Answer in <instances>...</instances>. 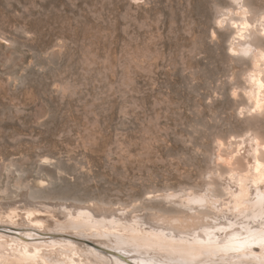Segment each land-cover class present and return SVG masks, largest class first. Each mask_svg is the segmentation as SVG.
<instances>
[{
    "label": "rangeland",
    "instance_id": "374dc122",
    "mask_svg": "<svg viewBox=\"0 0 264 264\" xmlns=\"http://www.w3.org/2000/svg\"><path fill=\"white\" fill-rule=\"evenodd\" d=\"M236 9L252 11L232 0H0V230L27 228V209L47 203L113 226L132 211L137 222L119 224L130 235L166 233L157 209L211 195L218 155L253 143L249 68L229 57L224 27ZM217 204L237 214L226 195ZM14 207L24 224L11 223Z\"/></svg>",
    "mask_w": 264,
    "mask_h": 264
},
{
    "label": "bare ground",
    "instance_id": "6f19581e",
    "mask_svg": "<svg viewBox=\"0 0 264 264\" xmlns=\"http://www.w3.org/2000/svg\"><path fill=\"white\" fill-rule=\"evenodd\" d=\"M232 2L235 5L241 2L242 7L252 9L249 15L240 14L241 11L236 9L232 17L222 19L226 20L224 27L228 34L229 57L246 63L249 68L245 73L244 88L250 103L242 116L245 114L247 124H251L250 120H259V123L261 119L264 121V10L260 11V8L245 0ZM254 122L251 124L253 143L250 150L241 153L231 140V154L218 155L217 175L213 177L211 174L208 180L211 195L201 194L198 204L181 201L178 205L157 209L159 212L155 220L171 231L130 235L119 224L137 222L131 219L137 215L132 211L126 210L118 217L113 216L116 224L113 226L102 222L104 219L89 221L83 214L82 217H75L74 212L66 211L68 206L65 204L60 205L64 209H54L51 204L39 203L32 211L24 209L26 220L30 222L25 225L27 228L14 225L10 227L11 232L0 230V264H107L108 259L110 264H263L264 247L261 251L258 247L264 245V219H261L264 213H260L261 220L255 216L256 222L254 220L252 224V220L248 219L251 212H264V122L262 128ZM223 143L222 140L218 141L220 147ZM226 173H229L230 184L223 186L217 183L221 180L217 176L223 177ZM232 184L236 187L232 188ZM40 192L39 189H32L28 194L34 198ZM223 195L232 199L237 214L217 211V203ZM195 198L197 196L192 199ZM15 208L9 211V218L12 224L19 226L24 223H21L22 219L16 222L12 220L18 216ZM251 216L253 218L254 214ZM122 220L125 223H121ZM217 226L222 227L217 229ZM57 228V232H47ZM73 230L89 240L75 238ZM46 234L52 238L51 243L45 237V240L41 239ZM109 243L113 244V249L107 248ZM101 244L107 247L103 248ZM119 250L137 253L131 254V257L137 258L136 263L128 262L127 253L122 251L121 254ZM144 254L149 256L145 257Z\"/></svg>",
    "mask_w": 264,
    "mask_h": 264
}]
</instances>
